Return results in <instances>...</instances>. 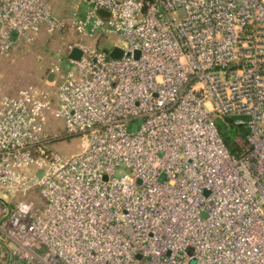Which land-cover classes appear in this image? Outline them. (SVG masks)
<instances>
[{"label":"built area","instance_id":"obj_1","mask_svg":"<svg viewBox=\"0 0 264 264\" xmlns=\"http://www.w3.org/2000/svg\"><path fill=\"white\" fill-rule=\"evenodd\" d=\"M85 1L68 25L117 33L122 55L69 44L54 94L0 96L8 262L264 264V0ZM61 23L50 0H0V53ZM48 112L80 150L51 148Z\"/></svg>","mask_w":264,"mask_h":264},{"label":"rangeland","instance_id":"obj_2","mask_svg":"<svg viewBox=\"0 0 264 264\" xmlns=\"http://www.w3.org/2000/svg\"><path fill=\"white\" fill-rule=\"evenodd\" d=\"M50 5L56 17L62 22L58 28L48 31L44 27L32 40H18L9 50L0 53V96L4 93L15 94L28 85L48 89L54 94L58 81L49 80L48 72L56 64L60 65L61 70L72 67L73 64L68 58L69 44H90L110 50L120 43L119 36L115 32L104 33L98 30L96 35H84L68 25L71 18L86 11L85 0H50ZM139 120L141 122V119ZM217 123L222 125L220 118L217 119ZM223 126L224 130L228 129L224 124ZM132 127L136 129L138 125ZM47 131L54 136L50 145L53 150L63 155L80 150V136H63L64 121L52 112H48ZM60 135L61 137H57ZM130 170L132 169L127 168L124 171ZM31 197L34 196L30 195L29 198ZM19 199L20 197H16L15 200ZM8 243L0 237V264H10ZM197 260V257H193L190 263L196 264ZM11 264L14 262L12 261Z\"/></svg>","mask_w":264,"mask_h":264},{"label":"trees","instance_id":"obj_3","mask_svg":"<svg viewBox=\"0 0 264 264\" xmlns=\"http://www.w3.org/2000/svg\"><path fill=\"white\" fill-rule=\"evenodd\" d=\"M222 125H219V130L221 132V135L229 148V150L232 153L238 154L241 151V146L236 140L235 135L237 136L238 133L240 132H245L244 127L241 126L240 124H237L235 120L231 117H226L224 119H221ZM223 124L228 128V129H223Z\"/></svg>","mask_w":264,"mask_h":264},{"label":"water","instance_id":"obj_4","mask_svg":"<svg viewBox=\"0 0 264 264\" xmlns=\"http://www.w3.org/2000/svg\"><path fill=\"white\" fill-rule=\"evenodd\" d=\"M100 13H103V14H107L108 12L104 9H100L99 10ZM108 50V49H107ZM123 53V50L119 47V46H114L111 50H110V55L112 57H120ZM83 55V49L81 46L79 45H74L69 53H68V58L70 60H78L81 58V56ZM55 77V73L53 71H49L48 73V79L49 80H53ZM42 172L39 173V175H41Z\"/></svg>","mask_w":264,"mask_h":264},{"label":"crops","instance_id":"obj_5","mask_svg":"<svg viewBox=\"0 0 264 264\" xmlns=\"http://www.w3.org/2000/svg\"><path fill=\"white\" fill-rule=\"evenodd\" d=\"M42 30H43V29H42ZM42 30H41V31H42ZM41 31H40V32H41ZM43 66H44V65H43ZM48 73H49V72H48ZM15 94H16V93H15Z\"/></svg>","mask_w":264,"mask_h":264}]
</instances>
